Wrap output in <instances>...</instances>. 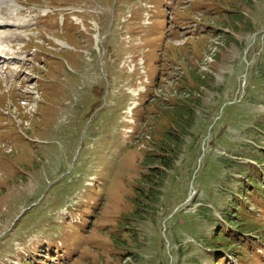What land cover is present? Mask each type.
<instances>
[{"label": "rangeland", "instance_id": "1", "mask_svg": "<svg viewBox=\"0 0 264 264\" xmlns=\"http://www.w3.org/2000/svg\"><path fill=\"white\" fill-rule=\"evenodd\" d=\"M14 3L0 264H264V0Z\"/></svg>", "mask_w": 264, "mask_h": 264}, {"label": "bare ground", "instance_id": "2", "mask_svg": "<svg viewBox=\"0 0 264 264\" xmlns=\"http://www.w3.org/2000/svg\"><path fill=\"white\" fill-rule=\"evenodd\" d=\"M7 2L8 4L4 6L5 3ZM8 6H10L9 9L12 10V12L4 13V10ZM17 13H19V15H17ZM20 13L21 11L19 7H17L15 4L9 3V1L7 0H0V29H6V27L8 26L21 27L29 24L27 19H25V17L20 15ZM17 32H23V31H17ZM17 35L18 33H10V32L0 33V59L6 55L8 44L12 42V39L15 38ZM12 58L14 57L12 56Z\"/></svg>", "mask_w": 264, "mask_h": 264}, {"label": "trees", "instance_id": "3", "mask_svg": "<svg viewBox=\"0 0 264 264\" xmlns=\"http://www.w3.org/2000/svg\"><path fill=\"white\" fill-rule=\"evenodd\" d=\"M178 112L183 113L184 112V109L180 108V109H178ZM163 162H165V161H163ZM218 248H220V247H218Z\"/></svg>", "mask_w": 264, "mask_h": 264}]
</instances>
